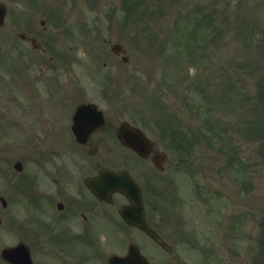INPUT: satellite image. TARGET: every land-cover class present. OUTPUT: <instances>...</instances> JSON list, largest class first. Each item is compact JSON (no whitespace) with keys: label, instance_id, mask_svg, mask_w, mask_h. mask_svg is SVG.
Here are the masks:
<instances>
[{"label":"rangeland","instance_id":"obj_1","mask_svg":"<svg viewBox=\"0 0 264 264\" xmlns=\"http://www.w3.org/2000/svg\"><path fill=\"white\" fill-rule=\"evenodd\" d=\"M2 1L11 37L21 32V19L38 29L43 19L56 48L83 49L77 58L95 70L88 66L86 74L75 62L68 74L74 83L88 81L90 97L94 81L115 77L112 45L125 48L130 64L120 69L122 120L139 118L176 169V187L157 179L160 197L153 198L151 213L173 252H148L153 263L264 264V0H41L36 7ZM6 43H0L1 72ZM198 80L201 103L194 104L188 93ZM6 82L0 107L4 98L19 96ZM121 231L108 234V249L125 251L131 240L154 249L135 231Z\"/></svg>","mask_w":264,"mask_h":264},{"label":"flooded vegetation","instance_id":"obj_2","mask_svg":"<svg viewBox=\"0 0 264 264\" xmlns=\"http://www.w3.org/2000/svg\"><path fill=\"white\" fill-rule=\"evenodd\" d=\"M28 30L19 36V96L4 98L6 104L0 107V134L4 137L0 180L5 182L0 189V264L26 262V255L23 258L17 251L20 248L31 264H53L49 260L73 264L68 250L75 246L100 249L108 217L115 219L120 212L122 202L117 197L121 195H112L110 201L102 199L90 191L89 181L107 168L123 170L111 164L107 155L122 146L118 139L121 104L117 99L94 103L80 82L59 81L58 51L43 47L37 28ZM9 67L2 65L0 85L8 80L12 88ZM113 92H119L118 87ZM99 94L103 96V92ZM92 103L102 111L104 127L97 119L89 120L90 130L97 129L87 133L82 143L75 135L73 118L79 107ZM10 136L20 137L8 140ZM135 157L137 173L131 174L149 198L152 171L168 173V160L157 144L148 157Z\"/></svg>","mask_w":264,"mask_h":264},{"label":"water","instance_id":"obj_3","mask_svg":"<svg viewBox=\"0 0 264 264\" xmlns=\"http://www.w3.org/2000/svg\"><path fill=\"white\" fill-rule=\"evenodd\" d=\"M5 14L6 11L4 6L0 5V21L4 18ZM107 179L108 181H113L116 184L117 190H124L129 195L130 199L135 203V208H133V210L137 208H139V210L141 209L140 192L137 185L133 181H131L124 175L117 174H107ZM129 221L130 223L136 224L140 228L146 230V226L144 225L143 220L141 221L133 218L129 219ZM148 233H150V231H148ZM150 234L153 236L152 233ZM111 264H148V262L140 255L137 249L131 247L129 255L127 257L112 259Z\"/></svg>","mask_w":264,"mask_h":264}]
</instances>
